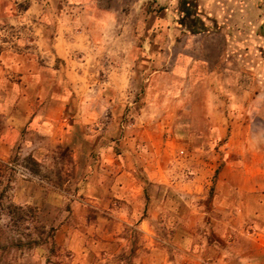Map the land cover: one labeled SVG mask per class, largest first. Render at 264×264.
<instances>
[{"label":"rangeland","instance_id":"1","mask_svg":"<svg viewBox=\"0 0 264 264\" xmlns=\"http://www.w3.org/2000/svg\"><path fill=\"white\" fill-rule=\"evenodd\" d=\"M93 6L0 0V264H264L255 42L224 51L190 9L175 31L153 1ZM248 167L257 190L218 200Z\"/></svg>","mask_w":264,"mask_h":264},{"label":"crops","instance_id":"2","mask_svg":"<svg viewBox=\"0 0 264 264\" xmlns=\"http://www.w3.org/2000/svg\"><path fill=\"white\" fill-rule=\"evenodd\" d=\"M98 0H68L69 3H76L79 7L86 9H92L94 2ZM136 4L140 3L141 7L145 10L150 6L151 1L158 3L162 8L163 16L156 21L164 27L169 29H175V31L181 30L184 26V13L186 10H192L195 17L192 22L198 30V33H203V29H207L209 32L216 35L220 34L223 42L224 51L225 48H232L235 46V42L243 41L255 42L257 51L260 55L264 56V0H134ZM249 12H253L254 15L249 16ZM161 35V34H160ZM239 38V40H237ZM241 43V42H240ZM232 52V49H230ZM248 51L245 52L247 56ZM240 55V54H239ZM241 57V55H240ZM263 65H259L256 68L259 76H264V58L262 59ZM247 66V64H245ZM264 78V77H263ZM258 83L264 85V79L258 80ZM238 88L244 89L242 84L239 83ZM264 89V86H261ZM239 99H232L234 104L241 105L245 101L244 94L240 95ZM210 105V104H209ZM226 119V118H225ZM210 129L211 139L222 140L225 136V130L223 131L222 123H215ZM236 123V119L233 121ZM230 137V138H229ZM228 141H225V146L228 152H237L244 154L245 151H250L251 148L245 149L242 146L234 147L231 143L233 133L231 131L228 136ZM209 149V148H208ZM261 151L260 148L252 149L251 152ZM257 168H246L244 174L245 180H236L231 178H220L218 185L220 192L217 193V198L223 203L231 201L232 194L237 196H243L250 194L257 190L258 180L254 177V172H257ZM120 178V179H119ZM122 179H127V182H122ZM131 179V180H130ZM134 182V178L129 170L125 168L121 174L117 175L116 183L114 184L115 191L118 196H129L128 191L131 183ZM127 184V185H126Z\"/></svg>","mask_w":264,"mask_h":264}]
</instances>
